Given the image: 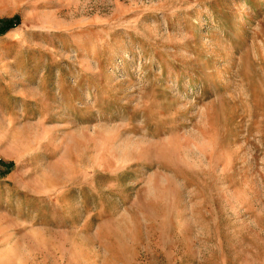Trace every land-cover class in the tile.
Wrapping results in <instances>:
<instances>
[{"label": "rangeland", "instance_id": "obj_1", "mask_svg": "<svg viewBox=\"0 0 264 264\" xmlns=\"http://www.w3.org/2000/svg\"><path fill=\"white\" fill-rule=\"evenodd\" d=\"M0 21V264H264V0Z\"/></svg>", "mask_w": 264, "mask_h": 264}, {"label": "trees", "instance_id": "obj_2", "mask_svg": "<svg viewBox=\"0 0 264 264\" xmlns=\"http://www.w3.org/2000/svg\"><path fill=\"white\" fill-rule=\"evenodd\" d=\"M13 25V21H0V34L6 33Z\"/></svg>", "mask_w": 264, "mask_h": 264}]
</instances>
